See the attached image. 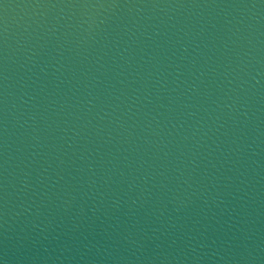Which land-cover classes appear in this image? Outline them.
I'll return each mask as SVG.
<instances>
[{"label": "water", "instance_id": "water-1", "mask_svg": "<svg viewBox=\"0 0 264 264\" xmlns=\"http://www.w3.org/2000/svg\"><path fill=\"white\" fill-rule=\"evenodd\" d=\"M0 264H264V0H0Z\"/></svg>", "mask_w": 264, "mask_h": 264}]
</instances>
